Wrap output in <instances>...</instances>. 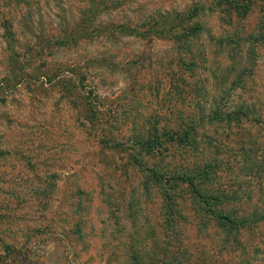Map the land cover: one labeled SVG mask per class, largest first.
<instances>
[{
    "label": "rangeland",
    "instance_id": "1",
    "mask_svg": "<svg viewBox=\"0 0 264 264\" xmlns=\"http://www.w3.org/2000/svg\"><path fill=\"white\" fill-rule=\"evenodd\" d=\"M0 204L18 264H264V0H0Z\"/></svg>",
    "mask_w": 264,
    "mask_h": 264
},
{
    "label": "trees",
    "instance_id": "2",
    "mask_svg": "<svg viewBox=\"0 0 264 264\" xmlns=\"http://www.w3.org/2000/svg\"><path fill=\"white\" fill-rule=\"evenodd\" d=\"M37 1H39V0H8V8H9V10L12 11V13H16V12L20 13L21 10L23 11V9L31 7L32 5L36 4ZM226 1L231 6V5H233L235 0H230V1L226 0ZM236 1H239V0H236ZM103 4H105V0H101V5H103ZM195 11L196 10H193V11L191 10L187 14V16H184L182 19L184 21L187 20L188 22L185 25H183L182 29L180 30V32H182V33H180V35L177 36L181 42H183V41L187 42V41H189L195 37H198L204 31L201 26L194 25L191 23V19H193L192 15ZM179 17H180V14H174L173 16L165 15L164 19H169V18H175L176 19ZM154 28H156V27H152L151 29L149 28V30H153ZM85 29L86 28H84V32H85ZM157 29L160 30L161 27H159ZM81 30H82V28H81ZM161 31H164L168 34L173 33V32L175 33V27L174 26H168V27L165 26V27H162ZM147 32H148V29L144 28L145 35H147L146 34ZM76 33H77V31H75V30L70 31V32L68 31V29H67V31L62 30L61 34H64L65 36L60 41H62L63 44L77 43L78 36ZM232 42L233 41L230 39V45L232 44ZM70 85L71 84H69L67 87L69 88ZM70 88L72 89L74 87L71 86ZM85 107H86V105L83 106V108H85ZM80 110H81V108H80ZM81 112L86 113V115H88V117H89L88 120L84 119L86 117L83 118L85 122H89L88 124H86V126L89 129H93V132L96 133V129L99 128L98 129L99 132L96 135V137L99 136L98 137L99 145L100 146L102 145L104 147H108V142L103 140V136L105 133H107L106 128L110 127V121H104L102 123L100 121V119L95 117L96 115L99 116L100 113L95 111L93 107H87V110H85L84 112L83 111H81ZM95 113H97V114H95ZM235 114H236L235 112H228V113H225L222 115L219 112L215 111L213 113V116L215 119L220 118V120H222L224 118L229 119V118L233 117V119L238 122V115L235 116ZM92 116H94V117L92 118ZM189 119H190L191 123L194 120L191 115H189ZM181 125L183 126L182 123H181ZM99 126H101V127H99ZM194 130H195V128L194 129L190 128L188 130L189 132L183 131L182 135H179L178 134L179 132L173 133V135H172V134H169L168 131H165L166 133L161 135V137H159V139H157V140L151 139V141H149V139H147L145 141H139L140 139H138L137 137L141 133H135L134 135L136 136V138L130 137L127 140L126 139H119L120 141L119 142L117 141V144H125L126 143V144H130V145H134L135 148H139L141 151L147 153L148 155L155 153V151H156L155 146L160 147L165 142L166 143L167 142L174 143L176 146H179L180 148L188 149V147H191L189 144V137L188 136H189V134H192L194 132ZM131 140H133V143H131L132 142ZM135 140H137V141H135ZM157 141H159V142H157ZM197 161H198V159H197ZM27 165H29V163ZM196 172H197L196 176L194 175L193 177H186V178L184 176H182V177H180L182 179H179V180L173 179L172 183L173 184L176 183L175 184L176 186L182 185V184L187 185L189 187L188 192L190 194H193L194 199L198 203H202L204 205L203 207H205V203L203 202V200H201V199H203V197H201V195L203 196V193H200L201 191L198 187H199V184L201 183V179L203 181L206 179V175L203 173L202 169H200V168H199V170L197 168ZM95 179H96V177H95ZM197 181H198V185H196ZM102 192H103V189H100L99 191L96 190L93 193V195H100ZM225 195L226 194H222L223 201H219V202H221L220 205L225 204L222 202H227V200L233 199L231 196H228V195L225 196ZM234 199L235 200H238V199L242 200V196L238 195V193H237V197ZM11 204H13V201ZM8 206L3 208V207H1V204H0V226H2L3 224L8 223V222L13 220V219L12 220L10 219V215H9L10 209L8 208ZM13 235H17V232L16 231L10 232L8 228L2 229L0 227V264H8V263L18 264L19 262H16V259H21L20 254H23V252H21L20 248L17 249L16 244L18 243V241L16 239H13ZM38 235H40V234H38ZM27 237L28 236H25V238H27ZM81 248H84V245Z\"/></svg>",
    "mask_w": 264,
    "mask_h": 264
}]
</instances>
